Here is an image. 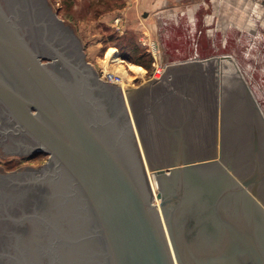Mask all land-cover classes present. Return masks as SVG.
I'll use <instances>...</instances> for the list:
<instances>
[{
	"label": "water",
	"instance_id": "water-1",
	"mask_svg": "<svg viewBox=\"0 0 264 264\" xmlns=\"http://www.w3.org/2000/svg\"><path fill=\"white\" fill-rule=\"evenodd\" d=\"M54 51L65 74L0 0V105L7 130L31 139L0 152L52 161L38 177L49 185L43 208L18 216L33 226L29 248L16 245L7 264H264V113L235 64L167 65L125 95L86 57ZM196 69L191 106L180 81L197 83ZM171 74L178 83L166 91ZM105 80L118 90L116 113Z\"/></svg>",
	"mask_w": 264,
	"mask_h": 264
},
{
	"label": "rangeland",
	"instance_id": "rangeland-1",
	"mask_svg": "<svg viewBox=\"0 0 264 264\" xmlns=\"http://www.w3.org/2000/svg\"><path fill=\"white\" fill-rule=\"evenodd\" d=\"M49 2L58 16L80 38L87 60L92 63L100 77H104L107 72H114L122 77L116 71L117 65L108 66V62L105 64L104 57L107 52L120 57L128 72L125 88L138 87L154 77H160L167 65L226 57L239 69V74L248 84L264 113V0H206L201 8L194 5L195 25L180 21L177 25L169 23L161 27L160 31H156L155 24L145 23L139 13L135 16V21L123 16L121 18L123 6L129 5L131 0ZM177 18L180 20L182 17ZM177 36L179 39H176ZM152 44L159 47L161 54L157 55L156 49L154 51L150 46ZM141 52L146 54L139 59ZM125 54L131 58H124ZM225 62L229 61L223 63ZM202 67L200 65L205 76H212V66L204 64V69ZM197 74L198 71L194 77L197 83L184 84V78L180 81L183 87L181 94L187 96V100H192L191 106L199 96ZM178 75L180 74H171V81H165L163 85L166 86V91L176 89ZM211 85L212 80L207 83L209 89ZM207 95L211 96V93L207 92ZM10 157L9 154L0 152V163L6 169H14L21 162L36 164L46 159L43 155L36 158Z\"/></svg>",
	"mask_w": 264,
	"mask_h": 264
},
{
	"label": "flooded vegetation",
	"instance_id": "flooded-vegetation-1",
	"mask_svg": "<svg viewBox=\"0 0 264 264\" xmlns=\"http://www.w3.org/2000/svg\"><path fill=\"white\" fill-rule=\"evenodd\" d=\"M1 2L13 13L29 43L41 55L47 57L44 58L45 61L48 59L52 61L58 71L64 74L66 72L61 61L52 57L55 56V49L74 61L86 57L80 38L69 24L58 16L49 0H1ZM101 92L112 112L116 113L121 109L122 104L115 83L105 80ZM10 126H13V122L0 105L1 151L20 150L31 143L26 134L14 135L8 131L7 127ZM5 130L8 132L4 137L1 132L5 134ZM41 155L46 159L36 164L21 162L14 169H6L0 163V253L3 251L7 253L5 256L0 254V264L15 261L13 256L18 253L16 245L20 244L24 249L29 248L33 226L28 219H20L18 216L23 215L24 211H33L35 207L43 208L49 185L46 179L43 182L38 181V177L45 175L52 166L48 154L41 151L29 155H10V158L28 156L36 158Z\"/></svg>",
	"mask_w": 264,
	"mask_h": 264
},
{
	"label": "crops",
	"instance_id": "crops-1",
	"mask_svg": "<svg viewBox=\"0 0 264 264\" xmlns=\"http://www.w3.org/2000/svg\"><path fill=\"white\" fill-rule=\"evenodd\" d=\"M205 1L206 0H131L129 5L126 4L123 6L121 18L123 16V18H131L135 21V16L139 13L145 23L149 24V22H151V24H155L156 31H160L162 29L161 27H165L169 23L177 25L180 21H186L193 26L196 21V7H194V5L197 4L198 8H201V4ZM177 17L182 18L178 20ZM165 18H172V20ZM160 24L163 26H160ZM176 39H179L178 36ZM156 44L157 55H159L161 52Z\"/></svg>",
	"mask_w": 264,
	"mask_h": 264
},
{
	"label": "bare ground",
	"instance_id": "bare-ground-1",
	"mask_svg": "<svg viewBox=\"0 0 264 264\" xmlns=\"http://www.w3.org/2000/svg\"><path fill=\"white\" fill-rule=\"evenodd\" d=\"M109 61H112V62H109ZM104 62H105L106 65H107V62H108V66H115V65H117V66H115L116 71H118L122 75V77L120 79L121 80L120 81V85H121L120 87L123 89L124 94L126 95L125 90L127 88H125L126 87L125 86V83H126V80L128 78V72L124 69V67H123V65L121 63V58L118 57V56H115V55H113V54H111L109 52H107L105 54V57H104ZM152 188L154 190V186H152ZM155 201L159 205V199H155Z\"/></svg>",
	"mask_w": 264,
	"mask_h": 264
},
{
	"label": "built area",
	"instance_id": "built-area-1",
	"mask_svg": "<svg viewBox=\"0 0 264 264\" xmlns=\"http://www.w3.org/2000/svg\"><path fill=\"white\" fill-rule=\"evenodd\" d=\"M152 47V49L155 51L156 47L155 45H150ZM102 78H105L106 80H111L117 84H119V81H121L120 79V76L117 74V73H114V72H107V74L104 75V77Z\"/></svg>",
	"mask_w": 264,
	"mask_h": 264
},
{
	"label": "trees",
	"instance_id": "trees-1",
	"mask_svg": "<svg viewBox=\"0 0 264 264\" xmlns=\"http://www.w3.org/2000/svg\"><path fill=\"white\" fill-rule=\"evenodd\" d=\"M145 54H146V53H144V52L139 53V57H138V58L140 59V58H141L142 56H144ZM124 58L129 59V58H131V57H130V55H126V54H125V55H124ZM141 63H142V62H141ZM142 64H143V63H142ZM138 68H140V69L143 70V68H141V67H139V66H138Z\"/></svg>",
	"mask_w": 264,
	"mask_h": 264
}]
</instances>
